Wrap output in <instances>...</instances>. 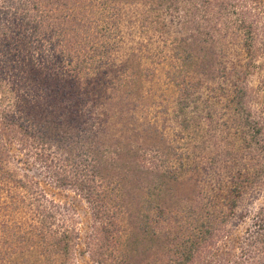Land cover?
<instances>
[{"label":"rangeland","instance_id":"374dc122","mask_svg":"<svg viewBox=\"0 0 264 264\" xmlns=\"http://www.w3.org/2000/svg\"><path fill=\"white\" fill-rule=\"evenodd\" d=\"M149 2L128 0L123 6L125 42L130 46L140 43L146 62L144 72L140 63L132 65L133 73L138 74L132 86L113 91L112 85L121 81L120 72L125 70L121 60L100 67L83 81L57 71L54 61L29 60L20 49L25 53L24 61L10 69L13 106L19 119L53 140L44 148L58 155L71 174L94 176L102 185L96 196L100 194L117 214L120 224L115 228L121 229L125 264H166L175 256L174 249L186 244L179 238L187 237L192 225L205 217L208 194L213 191L210 185L215 176L208 180L203 166L207 162L212 165L226 143L221 133L224 126L216 131L201 123L196 112L191 117L192 126L181 129L174 114L176 91L169 79L173 64L202 82L204 97L220 92L222 82L215 77L219 59L245 58L242 34L235 32L238 13L252 11L247 16L253 17L262 12L264 16L259 11L264 0H183L178 13L165 14L164 29L146 19ZM216 23L219 26L215 27ZM262 29L264 37V25ZM211 31L214 37L208 33ZM263 74L252 70L246 78L250 102L259 96L264 99ZM48 76L52 80L48 81ZM222 117L218 115L217 120ZM6 135L12 155L0 167L15 179L26 180L29 174L49 200L68 204L69 210L62 212L80 228L82 246L92 223V209L85 197L71 187L49 182L43 163L34 155L26 165L21 143L10 138V132ZM12 178L0 179V220L28 222L31 210L21 205L10 207L12 199L28 195ZM262 203L264 191L247 193L236 212L241 214ZM222 204L219 208L227 210ZM249 222L231 218L225 225L231 230L229 244L223 245L221 235L214 236L193 264L231 263L236 258L237 236ZM40 259L37 253L17 251L9 264H39ZM77 262L96 264L87 253H77Z\"/></svg>","mask_w":264,"mask_h":264},{"label":"trees","instance_id":"16d2710c","mask_svg":"<svg viewBox=\"0 0 264 264\" xmlns=\"http://www.w3.org/2000/svg\"><path fill=\"white\" fill-rule=\"evenodd\" d=\"M127 1L0 0V164L12 155L6 135L10 132V138L19 141L25 151L26 165L30 164L32 155L40 159L49 182L81 192L92 209L91 230L80 246V228L62 212L68 204L49 200L39 189L40 183L29 174L25 175L26 180L15 179L0 167V179L12 178L15 185L25 188L28 194L12 199L10 207L25 206L33 213L28 222L0 220V264H9L12 253L17 251L39 254V264H78L77 253H87L96 264H125L127 261L121 229L115 228L117 223L120 224L117 214L109 202L99 198L100 194L96 196L102 185L94 176L71 174L58 155L44 148L51 146L53 140L43 135L44 132H38L36 126L31 127L27 121L19 119L13 106L15 91L10 73L11 68L24 61L25 53L32 61L41 58L54 61L57 71L83 81L94 76L100 67L121 60L125 70L120 72L121 81L112 85L113 91L132 86L138 76L133 73L132 65L140 63L144 72L146 62H143L140 43L130 46L125 42L122 26L123 6ZM182 2L150 0L146 19L149 24L166 29L165 14L178 13L176 11L183 8ZM193 5L197 7V4ZM259 11L264 13V7L260 6ZM251 12H240L235 19L239 22L235 32L242 34L244 60L242 56L235 60L227 57L229 62L219 59L215 67V77L222 82L220 92L204 97L202 82L195 81L175 64L169 75L170 85L176 91L174 114L181 129L192 126L191 117L196 112L201 123L214 130L220 131L224 126L221 133L226 143L212 165L208 166L207 162L203 166L208 172V180L215 176L210 185L213 191L208 194L205 217L192 225L187 237L179 238L187 242L174 249L175 256L166 264H193L214 236L221 235L223 245H228L231 230L225 225L234 216L250 222L237 236L236 258L229 264H264V203L241 214L236 212L244 195L252 192L259 195L264 191V99L259 96L250 102V89L246 84L252 70L264 73V16L262 12L247 16ZM208 33L215 36L212 31ZM46 78L52 80L50 76ZM220 114L223 117L217 120ZM220 203L227 210L220 209Z\"/></svg>","mask_w":264,"mask_h":264}]
</instances>
